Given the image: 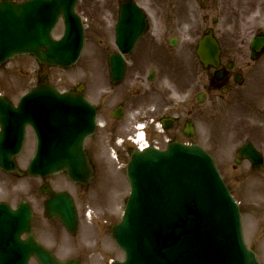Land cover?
Masks as SVG:
<instances>
[{
  "label": "rangeland",
  "instance_id": "rangeland-1",
  "mask_svg": "<svg viewBox=\"0 0 264 264\" xmlns=\"http://www.w3.org/2000/svg\"><path fill=\"white\" fill-rule=\"evenodd\" d=\"M150 1L151 0H141L139 3L141 5L144 3L148 5ZM120 2L121 0H80L77 9L85 15V18H87L86 21L89 19V32L87 34L88 43L87 48H85L86 50H84L83 57L77 65L68 69L56 67H47L43 69V74L48 76L47 81L60 90H70L76 84L86 85L88 96L94 101L101 103V108L105 115L106 112L115 105V102L121 99L122 95L126 93V89L122 87V85L119 90L117 89L114 91L107 86L108 62L107 59L103 57L106 53V43L104 42V45H99L100 26H98V22L94 23L93 19L103 18L104 15L109 12H105L107 3L109 8H106L114 10L115 15L112 23V29H114ZM95 3H97L96 8L94 7ZM171 3H175L174 6H176L178 10L177 16H180V11H182L181 18L175 21L174 27H177L178 22L184 23V21L188 22L191 20L193 22L202 21V14L205 11L202 12V9L199 8V0H157V5L159 7L163 4L168 5ZM208 4L209 11L206 10L204 14H209L210 19L214 16L220 17L217 28H220L219 34L221 36H234L238 29L236 27L239 25V30L242 32L245 29L251 28L247 36V38H249L253 28L259 25L258 23L264 22V0H208ZM189 10L192 12H190V15L187 14ZM172 18L175 19L173 14ZM155 23L167 25L163 21H157ZM210 23L211 21L209 20L207 24ZM154 26L156 25L154 24ZM108 28L109 26H107V28L105 25L103 26L105 30ZM58 32L59 35L62 32L61 25ZM178 32L180 31H174L172 34H178ZM182 35L187 37L188 34L182 33ZM160 61L165 65L169 60L162 58ZM185 61L186 60L180 58L171 60L169 66L173 68L174 72L177 71V77L181 76L185 78L187 70L191 69L188 61ZM4 69H0L4 71L0 73V94L13 101H17L18 97L29 90L32 85H37L39 75L41 74H39L40 71H37L35 61L30 57L17 58ZM14 81H16L17 84L14 83ZM188 87V82L182 81L176 89L185 90ZM106 93H108L109 96L111 95L112 98L106 99ZM135 93L136 88H133V86L129 87L127 94L131 98H129V100H131L130 107L140 104V98L137 95L134 96ZM176 95L178 100L184 97V94H181L180 91H177ZM234 113H236V111H234ZM104 119L106 120L105 117ZM231 121L237 122L236 117H232ZM134 123L135 121L132 115L129 114L122 123L118 124L120 134H131L129 129L132 128ZM200 127L204 130L206 125L201 124ZM209 127L211 126L208 124L207 129ZM207 134L203 137H199L198 141H201L200 143L207 149L215 152L214 156L220 171L233 195L241 205L247 245L257 253L261 264H264V177L261 179L264 171L260 177L259 175L253 176L248 163L245 165H236L234 160L235 154L233 152L227 153L226 151V147L229 145L228 142H226V138L220 142L222 151L227 153L222 154L220 153L221 147L216 143L219 141L216 135L211 134L209 138ZM96 138V149L99 156L98 171H100L101 174L90 189L83 193L79 191L77 187H73L70 184L65 185V187L63 185L58 186V182L64 180L62 176L50 179L54 188H66L72 191L71 193L77 198L76 201H78L77 204L81 221L75 237L67 236L57 221H48L45 219L44 198L40 193V187L43 184L41 179L20 177L14 174L8 175L0 170V201L7 202L14 207L22 200L28 201L34 210V229L37 237L48 247H54L55 251H57L62 258L77 254V256L83 259L84 264H110L112 260L122 261L124 259V253L114 242L110 233V228L112 224L120 220L126 199L130 192L129 183L126 178L125 162L128 160V155L125 157L121 156L122 160L120 158L118 161L111 153H105L108 146L103 142L104 133H101ZM159 138L161 140L163 139L162 136H159ZM206 138L208 139V143ZM126 146L129 148V143H126ZM30 156L31 152L29 154L28 151H24L17 159L22 170L26 169ZM254 177L259 178L257 179ZM115 179L118 183H114ZM89 213L92 214V217L89 216ZM64 246H66V248H63ZM31 264L38 263L34 260Z\"/></svg>",
  "mask_w": 264,
  "mask_h": 264
},
{
  "label": "flooded vegetation",
  "instance_id": "flooded-vegetation-1",
  "mask_svg": "<svg viewBox=\"0 0 264 264\" xmlns=\"http://www.w3.org/2000/svg\"><path fill=\"white\" fill-rule=\"evenodd\" d=\"M135 1L139 3L141 0ZM174 5L175 3L163 4L159 7L157 0H151L148 5L142 4L147 8L148 28L133 52L125 57L127 77L122 87H125L126 93L122 95L118 104L120 112L126 114L127 104L130 101L127 91L133 86L136 88L134 96L140 98V105L136 111L137 120L148 124L147 133L150 134L156 124L160 123L164 136L170 141L185 140L187 143H193L195 137L185 136L187 123L193 124L197 137L200 123H220L235 110L240 115L241 121L236 125L230 124L228 130L233 132L238 140L254 142L264 157V50L259 59L256 61L251 59L249 48L251 38L250 36L247 38L251 28L242 32L238 25L234 36H221L218 33L216 38L221 47L220 65L217 69L206 67L197 58L196 50L208 28L209 14H204L208 10L207 4L202 6L201 11H205L202 14V21L178 22L177 27L173 25L181 18L182 11L179 12L181 15L177 16L178 10ZM113 12L114 10L109 11L106 16L109 22L107 56L116 52L112 28H110ZM190 12L187 11V14L190 15ZM172 14L175 19L172 18ZM157 21H163L167 25L155 23ZM174 31L180 32L172 34ZM182 33L188 34L187 37ZM252 33L264 36V29L257 31L256 26ZM162 58L169 60L168 63L163 65L160 61ZM174 58L188 61L191 67L186 74L187 79H190L189 87L184 91L189 101L184 106L179 104L173 93L177 81L171 76L178 73L174 72L169 64ZM249 118H251L250 122H246ZM119 123L113 119L107 126V134L103 142L109 149L117 147ZM29 132L33 135L31 130ZM96 147L97 139L89 138L86 141L85 150L90 164L95 168V176ZM122 150L126 149L122 147L119 152ZM242 162L244 161L241 160Z\"/></svg>",
  "mask_w": 264,
  "mask_h": 264
},
{
  "label": "water",
  "instance_id": "water-1",
  "mask_svg": "<svg viewBox=\"0 0 264 264\" xmlns=\"http://www.w3.org/2000/svg\"><path fill=\"white\" fill-rule=\"evenodd\" d=\"M35 36L37 37L38 33L32 32V37H35ZM62 44L63 43H60V44H58V46L62 47ZM46 61L48 63H52V64L58 63L60 65H69L70 63L74 62L73 60H68V61L65 60V62H63V61L58 60V59H49ZM50 96L57 99V100H61V101L63 100L60 97H58L57 95L55 96L52 94ZM23 114H24V112L20 111L16 117L17 120L19 122H22V123H24L23 121H25L23 118ZM170 150L172 151L173 149L170 148L169 152H170ZM151 152H153V151H149V150L146 151L145 153H147V154L149 153V155H147L146 157H143L140 154L135 155L133 157V161L129 165V174L131 175L132 181L135 184V188H134L135 192L133 194L134 197L132 200V203L134 205H135L136 201L139 199V196H140L141 203H145L144 199H146V198H143V192H142L141 187H140L141 185H140V183H138V182H140L139 176H140L142 171L158 174L157 176H161L162 180H164L166 178V175H167L165 173V171L167 170L166 169L167 165H168L167 162L169 160L171 152L170 153L169 152L161 153L162 158H160V160H157V158H155V157L153 159ZM6 154H7V152H5V155ZM5 155L1 157L2 161H5L7 158V156H5ZM7 163H8V161H7ZM8 165L12 167L11 169H14V167H13L14 164L12 162L8 163ZM61 167H62V165L60 163L51 170H59ZM8 168L9 167L7 166L6 169H8ZM35 171L37 173L39 170L35 169ZM150 180H151V175L146 174L144 182L150 183L149 182ZM153 181H155V180H153ZM162 185H163V194H164L167 191L166 188H167V185H169V184H162ZM153 189H155V187ZM136 192H138V194H136ZM150 196H152V195H150ZM147 200H148V202L151 201L149 199H147ZM223 200L225 201V203L227 205L229 204V202H227L225 198H223ZM64 201H65L64 196H57V198L54 199V201L51 204V209L53 211L57 212L59 215L62 214L65 218L67 215L66 213H68L67 212L68 210L66 211L63 208V206H65V204L63 205ZM132 203H131V206L129 207V211L125 217L124 222L120 226L114 228V230H113V234H114L117 242L120 243L124 247L126 252L129 254L127 264H131V261L134 263L135 260L139 259L138 254H141V252H139L137 250V246H139L141 244V240H142L141 236H140V232H139V229H140L139 228V221H140V219L137 220L136 213L134 212L135 207L132 205ZM149 206H145V208H149ZM0 208H2L3 210H6V213L12 214L11 211L6 209L5 207H0ZM20 210L21 211L18 212L17 214L11 215V218L14 219V227L18 226L17 234L14 235V237H13L14 240H13L11 245L17 246L20 248L22 253L19 254V257H23V261L26 262L29 256L34 255L45 264H59V263H52V262H54L52 257L50 255H48L47 253H45L39 247V245L37 244V242L33 238H30V240L27 243H24V242L21 243L19 241L21 233H23L24 231L29 232L30 221H31V212L29 211V209L27 207H23ZM141 213L142 212L140 211L139 214H141ZM227 214H229V213H227ZM60 217L64 220V218L62 216H60ZM227 218L228 217L226 215V217L224 219L227 220ZM233 219H234V221H232V218H231V220L229 219V222H228L229 223L228 224L229 225L228 226L229 233L221 234V236L227 235V242H225V244H223V248H221V251L219 252V254H217V258L211 259V260H213L212 263L213 264H258V262L256 261V258H255V254L252 253L251 251H247L242 244V241L240 238V231L238 228V222L237 223L235 222V220H237L236 211H235V213H233ZM226 220H225V222H226ZM144 227H145V225H144ZM234 241L240 247L239 250L235 249L236 244ZM205 248H206V246H203V248H201V250H203ZM196 252L197 251L195 250L194 253H196ZM207 255H208V258H210V251L207 253ZM211 260L207 264H211ZM140 261L148 262L147 259H141ZM0 262H2L1 256H0ZM162 264H164V263H162Z\"/></svg>",
  "mask_w": 264,
  "mask_h": 264
},
{
  "label": "bare ground",
  "instance_id": "bare-ground-1",
  "mask_svg": "<svg viewBox=\"0 0 264 264\" xmlns=\"http://www.w3.org/2000/svg\"><path fill=\"white\" fill-rule=\"evenodd\" d=\"M89 21V20H88ZM17 84V83H16ZM120 117H124V114L123 113H121V116ZM146 128H148L147 126H146ZM143 135L141 134L140 136H139V140H138V142H136L137 144H135L134 143V145H136V148H137V150L136 151H134V153H133V155L132 156H135V155H138V154H140L141 156H143V157H146L147 155H149V153L147 154V153H145L146 152V150H148L147 148H146V146H143ZM81 137L80 136H73V137H71L70 139H69V143L71 144V149L72 150H75L76 149V147H77V143H79L80 141H81ZM17 159V158H16Z\"/></svg>",
  "mask_w": 264,
  "mask_h": 264
}]
</instances>
